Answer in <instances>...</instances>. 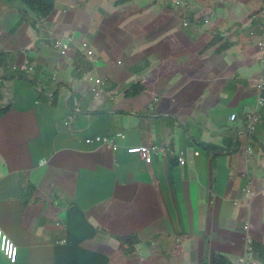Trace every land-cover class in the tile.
Segmentation results:
<instances>
[{
    "label": "crops",
    "instance_id": "obj_1",
    "mask_svg": "<svg viewBox=\"0 0 264 264\" xmlns=\"http://www.w3.org/2000/svg\"><path fill=\"white\" fill-rule=\"evenodd\" d=\"M126 1L111 0L103 9L104 32L117 29L120 39L106 41L98 32L89 45L96 21L81 29L85 11L77 5L69 9L55 0L46 22L24 21L19 32L25 38H17V24L28 15L0 0V101L12 106L0 119V227L19 248L16 263L0 252V264H56V247L77 239L78 233L67 234L72 203L97 229L81 247L107 256L108 264H210L219 252L239 264L245 223L254 242L264 244V111L255 132L247 128L257 102L255 83L264 74L254 40L261 36L264 0H218L214 34L195 14L174 10V0ZM180 1L201 7L207 0ZM247 22L252 30H244ZM11 36L13 43H6ZM68 36L74 37L73 52L62 57L53 43ZM77 50L83 56L94 51V60H86L89 73L108 80L112 91L96 95L76 76ZM67 60L74 76L58 87L57 72H68ZM27 61L33 74L13 70ZM29 85L55 97L54 106L35 102L45 118L32 101L18 102ZM135 87L139 95L125 96ZM118 134L117 151L86 142ZM142 144L176 156L159 155L148 164L128 153ZM109 232L137 233L141 250L127 257Z\"/></svg>",
    "mask_w": 264,
    "mask_h": 264
},
{
    "label": "trees",
    "instance_id": "obj_2",
    "mask_svg": "<svg viewBox=\"0 0 264 264\" xmlns=\"http://www.w3.org/2000/svg\"><path fill=\"white\" fill-rule=\"evenodd\" d=\"M120 2L124 0H119ZM130 0H127L128 2ZM14 3V6H18L19 8H24L26 11V14L28 16L36 17L37 20H43L46 22L49 16L52 15V12L55 9V0H7V3ZM118 2V1H117ZM27 19V20H26ZM30 17L26 18L24 15L21 16V19L19 23L17 24V27L15 29V33L22 27H24L25 22L29 21ZM36 22V21H34ZM48 24V22H47ZM35 27V26H34ZM76 57L74 61L75 65V72L76 76L79 77V79H88L89 71L91 69V66L88 65L85 56L77 50L76 51ZM11 56V53L7 54V57ZM4 55H2V63H6ZM84 57V58H83ZM4 58V59H3ZM32 61V59H30ZM30 62V61H29ZM23 64L16 65V69L14 71H20V72H29L21 71L20 67ZM31 66L30 64H28ZM15 67V66H14ZM13 67V68H14ZM35 69V68H34ZM23 79L25 77H22ZM106 80V79H104ZM33 84L36 87V82L34 81ZM108 80H106L105 83V90L112 91L114 88L112 84H110ZM137 86H140L138 84ZM52 89V87H51ZM54 89V88H53ZM142 89V88H139ZM48 90V87L46 86L44 88V91L46 92ZM35 93L38 96V101L40 103L54 106V99L52 98H46L43 96V93L41 91L36 90ZM139 95V92L136 91V87L129 93H127L125 96L127 97H135ZM12 109V106L10 103H8L6 106H4V101H0V119L6 115L10 110ZM172 156L168 155L167 157ZM176 156V155H173ZM178 161H179V157ZM176 160V157L174 158ZM180 163V162H179ZM67 234L68 236H74L72 235L73 232L78 233L77 239L74 237L66 239V244L59 245L56 247L57 250V256H56V264H108L109 258L104 255H100L97 253H93L90 251L85 250L81 247V243L84 242L86 239H94L97 234V229L90 226L88 222L85 220V214L81 209L77 206L76 203H72L70 210L68 212V219H67ZM108 237L110 239L115 238L117 241L121 242L123 244V252L124 254L129 257L132 256L133 253L136 250L137 245L141 242V238L137 233H132L128 235H117L113 233H108ZM254 249L256 252V255L264 262V244L259 242H254ZM203 264H209V262H205ZM210 264H233L232 260L222 253H216L213 255L212 262Z\"/></svg>",
    "mask_w": 264,
    "mask_h": 264
},
{
    "label": "built area",
    "instance_id": "obj_3",
    "mask_svg": "<svg viewBox=\"0 0 264 264\" xmlns=\"http://www.w3.org/2000/svg\"><path fill=\"white\" fill-rule=\"evenodd\" d=\"M259 21L263 22L264 24V4L259 9ZM252 36H256L257 33L252 32ZM260 34L264 36V25L260 28ZM74 37L68 36L65 38H57L53 43V48L59 53L62 57H69L70 54L73 52L74 47ZM258 49L262 54V61L264 63V40L258 44ZM95 53L93 51L88 52L87 60L88 62H92L94 60ZM21 69L31 70L34 69L28 65L21 66ZM88 83L90 85L91 90L96 94L99 95L105 91V83L106 80L100 77H95L88 75ZM256 88L258 91V102L260 103L261 107H264V74H262L258 80L256 81ZM236 114H232L231 119H235ZM260 114L259 113H252L248 116L249 119V129L253 132L256 129V125L259 121ZM122 134H118L112 137H101L98 136L94 140L87 139L86 142L88 144L98 143L102 144L105 147H109L112 150H115L114 145H118V140L122 138ZM128 153L130 154H137L140 156L142 160L146 163L150 164L154 161V158L159 155H163L167 157L170 155H176V153L172 154L167 148L159 146V145H149V144H142L141 146H131L128 148ZM179 162L181 165L186 163V160L183 156V153L179 156ZM253 196L252 190L250 185H248L247 189L245 190V197L250 199ZM246 228H249V225H245ZM11 237L0 227V252L6 260L10 263H16L18 260L19 255V248L18 246L10 239ZM246 241L248 242L247 251L240 257L239 263L240 264H259V262L255 259L254 253L251 247V240L250 236L247 235Z\"/></svg>",
    "mask_w": 264,
    "mask_h": 264
},
{
    "label": "rangeland",
    "instance_id": "obj_4",
    "mask_svg": "<svg viewBox=\"0 0 264 264\" xmlns=\"http://www.w3.org/2000/svg\"><path fill=\"white\" fill-rule=\"evenodd\" d=\"M58 2L61 3L62 5L69 4L70 5L69 9H71V6L74 7L73 5H77L76 10L80 9L82 11H85L82 15V19H81L80 24H79V27L81 29H86L87 23H88V25H90L92 27L94 22L96 21L95 25L92 27V29L90 30V32L87 35L86 44L92 45V43L89 42V39L91 38L92 39L91 41H93V39L95 38V35H97L98 32H101V33L103 32V36L105 37L106 41H108V40L112 41L114 38H118V40L120 39L119 38L120 32L117 29L116 30L113 28L110 29V32H111L110 34H107V32H104V30L108 26V20H106L107 15L103 14V9L105 7H107L108 4L111 3V0H58ZM171 5L174 8V10L188 12V14H195L196 21L204 22L205 26H207L209 29L213 28L211 30V32L213 34L215 33L213 26L216 27V22L214 23L213 17L215 16V12L217 11L218 7L220 6V3L218 0H207L206 3H204L201 7H194V6L188 5V4H185L184 2H182L180 0H174ZM104 11H106V9ZM25 17L28 18L30 16H25ZM88 17L90 18L89 21L84 20V19H87ZM102 17L105 19L103 22H102ZM36 20H37V18L32 16L28 21V26H30L31 23H33ZM258 20H259V16H258ZM59 21H60V19H59ZM181 23L184 26H188V24H186L187 23L186 21H181ZM258 24H259V32H260V28H262L264 24H263V22H260V21H258ZM24 26L27 27V24L25 23ZM253 27H254V25L251 22H247L246 25L244 26V30H252ZM19 31H20V29L16 32V33H18L17 38H20L21 36L24 37L23 33L19 32ZM84 33H87V31L85 30ZM112 33H115V35H113ZM223 33H225V32H223ZM11 39H14V36L8 37L6 40V43L9 41L8 42V44H9ZM210 39L214 42H218L219 36L218 37H212V35H211L209 40ZM254 40H255V43L260 44L264 40V36H262V35L257 36ZM11 43H13V42L11 41ZM257 47H258V45H257ZM89 51H92V50L84 51L83 52L84 56L88 57ZM67 63L69 65V70L67 73H65L63 70H60L59 72H57L58 83L60 84L58 87H61V83H62L63 79H65V78H68L70 80L73 79V76H74L73 66H72L70 60H67ZM52 71H54V69ZM139 75L140 74H137V76H139ZM85 81L87 83V80H85ZM35 91H36V89L32 85H29V88L27 89L26 92L23 91V92L19 93V91H16V93H19L18 102H19V100L25 101L26 102L25 105L29 106L30 101H32L31 105H33V107L37 110L38 115L40 117L45 118V115H46L45 110L42 107H40L39 104L38 105L35 104V102L38 99L35 96L32 99V97L30 96V93L34 94ZM12 93H15L14 90ZM35 95L37 96L36 93H35ZM18 102H17V105L19 107V105H21V104H18ZM252 111L254 113L260 114V118H259V121H260L263 117V112L260 109H256L255 107L252 108ZM236 118H237V114H236L235 119ZM114 147H115L114 151H117L119 148L118 145H114ZM70 201H71V199L69 200V202ZM123 233H125V232H123ZM98 242H100V241H98ZM140 243L137 245L136 250L133 253L132 257L135 256V254H137ZM122 248H123V245H122ZM139 250H141V247L139 248Z\"/></svg>",
    "mask_w": 264,
    "mask_h": 264
},
{
    "label": "clouds",
    "instance_id": "obj_5",
    "mask_svg": "<svg viewBox=\"0 0 264 264\" xmlns=\"http://www.w3.org/2000/svg\"><path fill=\"white\" fill-rule=\"evenodd\" d=\"M186 21V20H185ZM187 22V21H186ZM186 24H188V22L186 23ZM258 45V44H257ZM86 60H87V58H85ZM88 61V60H87ZM29 64V62L27 61V62H25V64L24 65H28ZM23 66V65H22ZM29 66V65H28ZM30 67H32L33 69L35 68V66H33L32 64H31V66ZM14 69H16V66L13 68V70ZM20 69H21V67H20ZM21 71H24V70H22L21 69ZM29 71V73L30 74H32V73H34L35 71L33 70V71H31V70H28ZM89 73V72H88ZM89 75H90V73H89ZM85 80H87L88 81V79H85ZM89 88H90V85H89ZM255 88H256V83H255ZM40 90V89H39ZM256 90H257V88H256ZM44 93V92H43ZM157 102H158V99H157ZM253 107H255L256 109H260L262 112L264 111V107H261L260 106V103L258 102V91H257V102H256V105H254ZM232 118V117H231ZM232 121H234V119H232ZM247 122H248V125H247V128H248V131L250 132V134H253L254 132H255V130L253 131V132H251L250 131V129H249V126H250V123H249V119H248V116H247ZM257 127V126H256ZM98 137V136H97ZM101 137H103V136H101ZM119 146V145H118ZM248 151L249 152H251V149L249 148L248 149ZM173 156V155H172ZM167 158V157H166ZM155 159V158H154ZM154 162V161H153ZM150 164H152V163H150ZM186 164V163H185ZM247 200H250V199H248V198H246ZM246 224H248L249 225V228H246L245 227V225ZM245 225H244V229H245V249H244V251L246 252L247 251V247H248V242L246 241V237H247V235H249L250 236V240H251V247H252V250H253V253H254V257H255V259L259 262V264H261V259L260 258H258L257 257V255H256V252H255V249H254V240H253V237L251 236V234H250V224L249 223H245ZM240 264V263H239Z\"/></svg>",
    "mask_w": 264,
    "mask_h": 264
},
{
    "label": "water",
    "instance_id": "obj_6",
    "mask_svg": "<svg viewBox=\"0 0 264 264\" xmlns=\"http://www.w3.org/2000/svg\"><path fill=\"white\" fill-rule=\"evenodd\" d=\"M42 90H43V87L41 86V90L40 91L43 93ZM43 96L48 97V95H46L45 93H43Z\"/></svg>",
    "mask_w": 264,
    "mask_h": 264
},
{
    "label": "bare ground",
    "instance_id": "obj_7",
    "mask_svg": "<svg viewBox=\"0 0 264 264\" xmlns=\"http://www.w3.org/2000/svg\"><path fill=\"white\" fill-rule=\"evenodd\" d=\"M11 239V238H10ZM12 240V239H11ZM13 241V240H12ZM14 242V241H13ZM15 243V242H14Z\"/></svg>",
    "mask_w": 264,
    "mask_h": 264
}]
</instances>
